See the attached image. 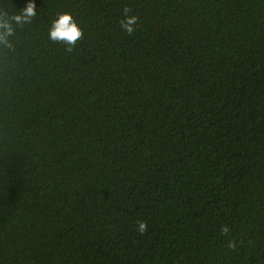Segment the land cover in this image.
Listing matches in <instances>:
<instances>
[{"label": "trees", "instance_id": "trees-1", "mask_svg": "<svg viewBox=\"0 0 264 264\" xmlns=\"http://www.w3.org/2000/svg\"><path fill=\"white\" fill-rule=\"evenodd\" d=\"M0 22V264H264V0H0Z\"/></svg>", "mask_w": 264, "mask_h": 264}, {"label": "clouds", "instance_id": "clouds-1", "mask_svg": "<svg viewBox=\"0 0 264 264\" xmlns=\"http://www.w3.org/2000/svg\"><path fill=\"white\" fill-rule=\"evenodd\" d=\"M37 15L36 5L34 2H30L27 6L20 10L17 14L12 16V20L17 24L29 23L31 18ZM139 23V18L136 15H132V8L125 6L123 9V19L119 21V27L128 35H133L136 31V27ZM0 28L6 29L3 37H0L6 41L7 36L14 34V29L11 24L6 22H0ZM83 37V32L78 26L74 17L70 13H60L57 18L53 20L52 26L49 29V39L55 43H63L65 50L69 53L73 51L77 42ZM138 234H145L147 232V222L137 221ZM221 234H229V228L224 226L221 228ZM228 247L233 249L235 247L234 241H229Z\"/></svg>", "mask_w": 264, "mask_h": 264}]
</instances>
